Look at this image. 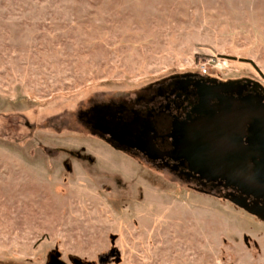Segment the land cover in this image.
<instances>
[{
  "label": "rangeland",
  "instance_id": "374dc122",
  "mask_svg": "<svg viewBox=\"0 0 264 264\" xmlns=\"http://www.w3.org/2000/svg\"><path fill=\"white\" fill-rule=\"evenodd\" d=\"M202 65L264 88V0H0V264H264L263 221L85 122Z\"/></svg>",
  "mask_w": 264,
  "mask_h": 264
},
{
  "label": "flooded vegetation",
  "instance_id": "af4514ba",
  "mask_svg": "<svg viewBox=\"0 0 264 264\" xmlns=\"http://www.w3.org/2000/svg\"><path fill=\"white\" fill-rule=\"evenodd\" d=\"M96 107H104L97 128ZM83 115L91 131L115 146L138 153L198 193L221 197L264 222V88L253 79L189 72L158 81L131 100L94 104ZM197 118L201 132L214 120L232 126L230 139L218 143L225 148L221 158L230 163L233 177L206 172L207 155L191 164L187 157L195 154L189 142L174 152L167 134L174 128L191 129ZM227 127L221 126L220 135L227 134ZM217 131L215 127L212 133Z\"/></svg>",
  "mask_w": 264,
  "mask_h": 264
},
{
  "label": "water",
  "instance_id": "95a60500",
  "mask_svg": "<svg viewBox=\"0 0 264 264\" xmlns=\"http://www.w3.org/2000/svg\"><path fill=\"white\" fill-rule=\"evenodd\" d=\"M104 107L102 108H93L94 112H95V120H94V127L97 128L98 123H99V116L98 113L99 111L103 110ZM216 117V116H215ZM199 118V117H198ZM195 119L193 121L192 125H196L194 127H192L189 130H183V128L181 127V129L176 130V128L172 129V131L170 133L167 134V137L171 140L172 145L174 146V152L175 151H182V147L186 142H189L191 148H192V152L195 154V157H192V153L190 155V157H187V159L189 160V162L191 164H193V162H199L200 158L198 157L199 155H207L208 157L206 158L207 162H203L204 164V170L206 172H210L213 171L216 174H219V176L221 177H225L226 174L232 175L233 177V173L235 174V172H233V169L230 167V163L226 162L223 158H221V156H224L223 151L225 150V148L221 147L218 143L219 140L223 139L225 142L226 140L230 139V134L232 133V126H230V123L228 121L225 122H219V121H213V123L209 124L208 126H205V128L203 129L204 132H201V128H199V120ZM216 119V118H215ZM227 124V129L225 130V132L227 134L224 135H220L221 132V126L223 124ZM217 128V133H212L213 132V128ZM230 142L227 144L229 145ZM150 149V147H149ZM166 155L165 152H161V155ZM168 154V153H167ZM195 160V161H194ZM196 170V169H195ZM114 252L110 251V253H108L107 255H105L104 257L100 258V261H106L107 259H109V257L113 256Z\"/></svg>",
  "mask_w": 264,
  "mask_h": 264
},
{
  "label": "built area",
  "instance_id": "2783aa9c",
  "mask_svg": "<svg viewBox=\"0 0 264 264\" xmlns=\"http://www.w3.org/2000/svg\"><path fill=\"white\" fill-rule=\"evenodd\" d=\"M200 74H205V75L209 74L208 67L206 65H202Z\"/></svg>",
  "mask_w": 264,
  "mask_h": 264
}]
</instances>
